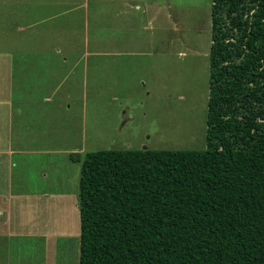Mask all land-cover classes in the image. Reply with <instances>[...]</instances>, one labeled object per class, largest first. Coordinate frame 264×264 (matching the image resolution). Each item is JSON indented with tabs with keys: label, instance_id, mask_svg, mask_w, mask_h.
Masks as SVG:
<instances>
[{
	"label": "rangeland",
	"instance_id": "obj_1",
	"mask_svg": "<svg viewBox=\"0 0 264 264\" xmlns=\"http://www.w3.org/2000/svg\"><path fill=\"white\" fill-rule=\"evenodd\" d=\"M211 5L0 0V264H79L86 154L205 149Z\"/></svg>",
	"mask_w": 264,
	"mask_h": 264
},
{
	"label": "trees",
	"instance_id": "obj_2",
	"mask_svg": "<svg viewBox=\"0 0 264 264\" xmlns=\"http://www.w3.org/2000/svg\"><path fill=\"white\" fill-rule=\"evenodd\" d=\"M211 1L205 149L86 154L79 264H264V0Z\"/></svg>",
	"mask_w": 264,
	"mask_h": 264
},
{
	"label": "crops",
	"instance_id": "obj_3",
	"mask_svg": "<svg viewBox=\"0 0 264 264\" xmlns=\"http://www.w3.org/2000/svg\"><path fill=\"white\" fill-rule=\"evenodd\" d=\"M125 1H128V0H125ZM129 2H132V1H129ZM22 5H23V3H22ZM36 6H38V7H40V6H42L41 4H39V2L37 1L36 2ZM49 6H52L51 5V3H50V5ZM53 17V16H52ZM22 21H26V18L25 17H23V20ZM33 23H31L30 21H29V25H26L27 26V30H25V32L26 31H28L29 30V27H30V29L32 28V26H37L38 24H36V25H32ZM40 26H42V25H40ZM21 29H23V28H21ZM36 32V31H35ZM20 52H19V56L20 57H22V58H25V57H27V56H33V59L35 60V62H33L36 66H38V65H42L43 64V62L41 61V60H39L41 57H44V56H46V55H44L45 53H47L46 51H28V50H24V49H22V50H19ZM30 53V54H29ZM22 63L23 64H25V63H27V62H25V60H23L22 61ZM7 67V66H6ZM23 67V66H22ZM8 68V67H7ZM4 105H6L7 107H8V109H9V107H10V101L8 100V101H6V102H4ZM10 137V134H8L7 136H3L2 137V140H0V156L2 157V158H4L5 159V162H4V167H3V171L1 172L0 171V182L2 181H6L7 180V176H6V172H7V169H9V167H10V156H11V152H12V149H11V147L9 146V141H8V138ZM5 138H7L6 140H5ZM2 142H5V143H2ZM1 158V160L0 161H4V159H2ZM9 162V167H8V165H7V163ZM7 165V166H6Z\"/></svg>",
	"mask_w": 264,
	"mask_h": 264
},
{
	"label": "water",
	"instance_id": "obj_4",
	"mask_svg": "<svg viewBox=\"0 0 264 264\" xmlns=\"http://www.w3.org/2000/svg\"><path fill=\"white\" fill-rule=\"evenodd\" d=\"M144 150H145V148H144Z\"/></svg>",
	"mask_w": 264,
	"mask_h": 264
}]
</instances>
